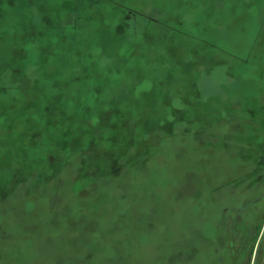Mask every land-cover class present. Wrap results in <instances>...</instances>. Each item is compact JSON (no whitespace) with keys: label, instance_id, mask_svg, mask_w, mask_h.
I'll use <instances>...</instances> for the list:
<instances>
[{"label":"rangeland","instance_id":"rangeland-1","mask_svg":"<svg viewBox=\"0 0 264 264\" xmlns=\"http://www.w3.org/2000/svg\"><path fill=\"white\" fill-rule=\"evenodd\" d=\"M22 1L0 0V11L5 6L11 13L13 5H21ZM58 1L62 0H43L51 5L50 10ZM211 1H215V7L206 12L196 9L201 0H190L189 6L183 1L186 7L180 10L178 1L172 3L171 24L150 25L142 31V37L137 35L134 40L127 36H133L130 28L137 21L120 17L121 11L110 4H96L92 13L101 18L95 16L94 22L79 20L81 29L70 45L69 55L66 43L55 37L49 41L38 38L36 44L32 37L38 33L34 32L27 37L17 35L14 43L0 37V102L9 95L5 87L8 81L17 80L20 91L25 92L20 101L0 104V111L7 115L0 122V136H25L34 126L29 132L35 137L33 141L46 138L41 152L30 159L31 175L28 168L19 172L15 169L9 179L8 171L0 167V264H264V169L258 173L259 179L251 174L242 177L253 167L245 159L234 160L226 151L236 141L235 135L227 137L229 131L236 124L239 128L244 120L240 109L249 100L255 103L264 87V35L258 36L261 27L264 31V0ZM63 2L72 4V0ZM124 3L121 7L125 10L140 11L146 6L156 15L167 11L161 0ZM104 7L106 20L100 12ZM245 11L248 15L241 18ZM69 14L64 13L68 21L72 17ZM37 17L31 16V22L35 23ZM217 18L222 21L218 23ZM218 24L222 29L216 34ZM228 24L233 25L230 30L225 27ZM170 25L185 34L162 33L163 27ZM204 38L218 46V54L213 52L211 57L210 52L207 56L195 52L192 42L201 43ZM56 42L62 44H57V49L65 56L58 55V51L47 53L40 63L38 44H50L47 49L55 50ZM27 51L33 64L49 68L42 70V82L66 81L78 57L88 63L90 55L96 60L86 69L94 77L91 85L81 72L83 81L73 80L63 91L66 97L78 96L81 105L69 109L76 114L73 125L57 132L52 140L44 133L45 124L32 119L28 126L20 117L24 108H34L37 101L43 103L49 91L37 84L39 78L29 67L19 76L8 69L16 59L26 58ZM162 55L166 61L192 62L198 90L163 76L161 87L169 83L172 93L152 88L149 98H138L148 92L152 73L164 62ZM108 69L112 74L119 71L123 86H140L136 96L131 92L133 103L127 105L130 114L116 107L117 103L125 104L124 100L110 97L103 110L95 113L93 104L97 99L88 100L81 94L86 88L103 94L109 76L112 78L110 73L104 75ZM136 97L142 103L134 102ZM49 101H45L47 108L53 105ZM156 105H160L159 110ZM98 113H103V119ZM133 122L138 125L135 131L131 130ZM100 131L106 132L115 146L93 153L88 161H80L78 153L69 158L84 138ZM74 134L77 139L68 148ZM130 144V151L139 156L141 163L119 168L121 154ZM113 165L116 169L108 172ZM96 212L99 217L91 218ZM131 215L135 222L138 220L137 224L132 221L133 230L129 225ZM88 216L97 220L95 234L83 228L87 221L82 220ZM250 221L256 226L254 243L248 241Z\"/></svg>","mask_w":264,"mask_h":264},{"label":"trees","instance_id":"trees-1","mask_svg":"<svg viewBox=\"0 0 264 264\" xmlns=\"http://www.w3.org/2000/svg\"><path fill=\"white\" fill-rule=\"evenodd\" d=\"M201 1H202L201 4L199 2L198 4H200V5L196 9H200V10H203L204 12H206V10L209 7L210 8L215 7V1L214 2L211 0L210 1L209 0H201ZM59 2H63V0L58 1L56 3L54 2L52 5V10H50L51 5H49L46 7V9L42 10L40 12V14L35 12V11H33L31 13V16L36 17V15H38L40 17L39 20H36V18H35V23H32L31 32L38 33L32 37V40L34 41V44H36L39 40L38 38L45 37L46 41H49L50 37H55L57 41H60L62 43L63 42L66 43V45L68 46L67 54L69 55L70 45L75 43V40L77 38L75 36V35H77L76 34L77 30L81 29V25H80L79 20L82 19L85 21L94 22L95 16H98V18H101V15H99L98 13H92L91 11H84L82 8H79L76 12V10L73 9L72 4L67 5L65 2H63V5L60 6L61 3H59ZM119 2H118V0H110L109 2L106 1V4H108V5L110 4V6L114 7L115 9L120 10L121 11L120 14H122V15H120V17H122L123 16V12H122L123 9L121 7L122 5H120ZM106 4H104L105 7L107 6ZM105 7L100 10V12L103 11L102 14L106 15L103 18L104 20H106L108 17V15L106 13L107 10ZM112 7H110V8L112 9ZM66 12H69L70 13L69 15L72 16L70 21H68L64 17V13H66ZM246 15H248V12L245 11L242 14L241 18H245ZM125 20H127V19H125ZM216 20L218 21V23L222 21V19L219 20L218 18ZM101 23L103 24V22L100 21V24ZM135 23H137V22H135ZM127 24L131 25V22H128ZM120 25L122 26L124 24L120 23ZM150 25H153V23H149V24L137 23L136 25L134 24L133 27L130 28L134 32V34H133V36H127L128 39L134 40L137 37V35H140L142 37V31L147 29ZM221 27H222L221 25L218 26L216 34L220 33V31L218 29H222ZM225 27L227 30H230L231 27H233V25L228 24ZM23 28H24V25H21V24L16 25L17 34L13 37L11 35L13 25L9 24V22L0 21V37L4 38L5 40H7V39L11 40V42H13L17 35H23V31H24ZM169 32H171V33L175 32V33L179 34L180 36L185 34L184 32H182L176 28L174 29L171 25L169 26V28L163 27L162 33L168 34ZM263 35H264V31H263V27H261L258 36L261 37ZM161 36H163V34ZM187 36L190 37L189 34H187ZM208 40L209 39L204 38L201 40L202 41L201 43L192 42V44L194 43L195 47L197 48V49H195L196 51L195 50L194 51L196 53L198 52V54H200V55L205 54V56H207V54L210 52L211 57H212L213 52L218 54L219 53L218 52L219 50L217 49L218 46L216 48V46L213 45L212 42H210ZM57 44L59 46L62 45L61 43L59 44L58 42H56L55 50L54 49L53 50L47 49V46H51L50 44H47L43 47L40 46L41 44H38L39 52H40V55L42 56V58H40V60H39L40 63H43V60L45 61L44 58H45V56H47V53L53 54V52H56V54H57V51H58V55L65 56V55H62L63 53L61 52L60 49H57ZM31 45H33V44H31ZM176 45L180 46L179 44H176ZM183 45L185 46V44H183ZM220 50H222V49L220 48ZM24 56L26 58L16 59L15 64H8V66H9L8 69H11L14 76H19L21 73H23V74L26 73L27 67H29L28 68L29 71L32 72V74L35 77L39 78L37 81V84L40 83V86L48 88L49 91L46 93L44 101L42 99L43 103L37 101L34 104L35 105L34 108L33 107L24 108V111L22 112V114H20L21 120L23 121V123L28 124V126H30L29 123L32 119H34L37 122V124H39V125L45 124L44 133L48 134L47 138L49 140H52V137H55L57 132H59L61 130H66L69 127H71V125H73V119H75L76 114H75V112H73L69 109H71V107H73L77 104L81 105L80 100H78V98H79L78 96H77V98L74 95L72 97H66V94H64L63 91H65L66 86L72 84L71 81H73V80L83 81L82 76H80L81 72H83L84 77L87 80L85 82H88L89 85H91L92 81L94 80V77H93V74L88 72L86 69H87V67L90 66L89 65L90 63L95 62L96 60H93V57H91V55H90L89 58L91 60H89L90 63H88V62H85L84 57H78L79 59L75 65V68L73 70V74H71V76L66 81L51 80L50 82H48V81L42 82V77H44V74H43L44 72L42 73V70L46 69L47 71H49L48 66H45L43 68V65H40L39 63L38 64L40 66H38L37 64H33L31 62L30 58L28 57L29 56L28 51L26 54L24 53ZM162 56L164 57V62L157 65L156 69L152 73L151 85L147 89L148 92H146V94H143V97H138V98H143V100H144V97L149 98L151 96L150 91L152 90V88L153 89L161 88V90L163 89L164 91H166L165 93H170L172 90V87L170 86L169 83H166V87H161L162 86L161 79L163 78V76L166 79L174 80L173 82L178 81V83L183 82L185 85H188V86L192 85V88H194L196 91L198 90V86H196V83H194L195 81L193 80V76H195V72H194V70L192 71V67H193L192 62H190L189 60L185 61L183 59H182V61L181 60L174 61V60H171L170 58H167L168 60L166 61L165 55H162ZM205 56H203V57H205ZM178 58H180V57H178ZM205 58H208V57H205ZM26 59H27V61H26ZM23 61H25V63H23ZM100 61H102V60L100 59ZM100 61L97 63L98 66L101 64ZM109 65L111 66V64H109ZM30 67L32 68V70ZM40 67H41V69H40ZM101 67H105V64L102 65ZM173 68L175 69L174 72H173ZM178 68H180V69H178ZM176 70L179 72H176ZM106 72L107 73H105L104 75L105 76L107 75V77H108L110 74H112V69L109 71H106ZM117 72L118 73L112 74V78H111V75L109 76L110 83L108 84V86L106 85V88L103 91V94L99 95L98 92L93 90V89H88V88H86V90L83 89L81 94L83 96L87 97L88 100H90V98H96L97 99V103L95 102V104H93V107H94L93 110L95 113H97L99 110H103V106L108 104L107 98L110 97L111 99L116 98L117 100H124L123 102H125V104L120 105L119 103H117L116 107H118V109L124 110L123 112L125 114H130V112L128 113L127 111L130 110L131 107H128L127 105H130L133 103V97L131 95L135 94V96H136V93L139 91L140 86L139 85L138 86L133 85L132 87L130 86L129 88L123 86L122 85L123 80L120 81L121 80L120 73H119V71H117ZM192 72H194L193 76H192ZM108 73H110V74H108ZM101 75H103V74H101ZM140 77L141 76H138L135 78L137 79ZM16 81L17 80H12V81H8L6 83V86H5L6 92H8L9 95L3 99V102H5V103L11 102V101L15 102V101H20V98L24 99L25 92L20 91V88L18 87V82H16ZM106 81H108V80H106ZM54 82H56L57 84L53 85ZM85 82H83L82 84H84ZM59 87H60V90H59ZM91 88H93V87H91ZM74 91H75V89H74ZM125 91H127V94H126V96L123 97V94ZM131 92H133V94H131ZM172 92H173V90H172ZM47 99L52 100V102L49 101V104L53 103V105L51 107H48V108H47V103L45 104V101ZM135 99L136 100L134 102H138V104H140L141 101L140 102L137 101V97ZM255 99H256V101H258L260 103L258 104V103H256V101H255V103H251L249 100L247 105L244 107L242 106V108L240 109L241 112H243V114H244L243 116H240V117L244 118V120L242 119L239 122V125H240L239 128L237 126L238 124H236L235 129L233 128V130L229 131V135L227 137H232L233 135H235L234 138H236V141L233 144V146H230L229 147L230 149H227L226 151L231 152L230 154L234 160L240 161V160L245 159V161L248 162V166L253 167V170L251 173H247L244 175L242 174V177L247 176V178H249L250 174H251L253 177L259 179V177L261 175L258 176L259 175L258 173L260 172V170L264 169V168H262V167H264V166H262V163L264 162L263 161V158H264V149L263 148L264 147L263 148L258 147V148H256L255 152H250L249 146L251 144H254V143L257 145L259 142H260V146H261V144H264V87ZM3 102H0V104H2ZM133 105H137V103L136 104L134 103ZM159 106L156 105V108L158 110H159V108H158ZM133 108L136 109V106H134ZM228 110L230 112H232V110H230V109H228ZM134 111L135 110H132V112H134ZM232 113L236 114L237 112H235V110H233ZM98 114H101L102 119H103V113H98ZM134 114L135 113H132L131 115H133L132 119H134V121H135L136 116H134ZM4 115L7 116L6 114L3 113V111H0V122H3L4 117H5ZM231 116L233 117V114ZM132 127L133 128H131V130L135 131L136 128L138 127V125L135 122H133ZM32 128H34V126L31 128H28V129H30V131H33ZM30 131L28 130V133L25 136L23 134H19V133L15 134L11 137L5 136V138H3V137L1 138V136H0V167H2L3 169H6V171H8L9 174H6V175H9V179L11 178L10 176L12 174H14L15 169H17L16 171L19 172V171H23L26 168H28V170H30L28 175L29 174L31 175V171L33 172V169H31L32 167L30 165V159L33 158L35 156V154L41 150L40 146L42 145V143L44 142V140L46 138L42 137L43 139H41V137H40V138H36V141H33V139H35V137L32 136V133H29ZM104 131H106V130H104ZM104 131L97 132V134H96V132H94L93 134H96V135H93V136L88 137V138H84L83 142L81 141L82 144L80 143V146H78L79 148L75 149V152L73 150V153H71L69 158L77 155V153H78L79 157L81 158L80 161H82V160L88 161V159L90 160V157H92L93 153H95L97 151L105 150L109 146H110V148L115 146V144H113V142H111L112 144L110 143V141H109L110 139L108 138L109 136ZM168 135H169V133L165 135V138L168 137ZM76 136L77 135L74 134L73 136L70 137V140L72 143H70V141H69L68 148H70L71 145H73L75 138L77 139ZM62 140H63V138H62ZM131 148H133V146H131V144H130L126 148L125 152H123L121 154L119 165H117V166H119V168L125 167V166L135 165L134 163H137V164L141 163V159L139 158V156H137V154H134L130 151ZM236 149H238V151H236ZM69 152H70V150H68V153ZM113 166H114V168H111L113 170L110 169V170H108V172L114 171V169H116L117 166H115V165H113ZM87 168L90 170L91 166L90 167L87 166ZM12 171H13V173H12ZM59 172H61V170ZM92 176H93V174H92ZM92 176H90V177H92ZM90 177H89V181L92 180ZM242 177H241V179H242ZM38 180H40V175H38ZM255 184H256V180H255ZM228 185H232V182H229Z\"/></svg>","mask_w":264,"mask_h":264},{"label":"flooded vegetation","instance_id":"flooded-vegetation-1","mask_svg":"<svg viewBox=\"0 0 264 264\" xmlns=\"http://www.w3.org/2000/svg\"><path fill=\"white\" fill-rule=\"evenodd\" d=\"M106 1L109 2V0H105V1H102V0L101 1L100 0H72V6H73V9L76 10V12H77V10L79 8H82L84 11L93 12L94 6L96 4H100V6H101L102 4H106ZM124 1L125 0H122V1L120 0L119 4L123 5L125 7ZM183 1L188 2V6H189L190 0H161V2H163V3H165L167 5V7H165V8H167V11L163 10L164 11L163 14L157 13V15L155 14L156 12H154V10H151L149 7L145 8L146 6H142L144 8H142L140 11L128 8L126 6V8H128L127 10L122 8L124 10V11L122 10L123 17H124V19H127V20L132 18L133 20L137 21V23H144V24H149V23L155 24V23H157V24H159V23L163 22V23H166V24H171L170 19L172 17L169 16V15L174 13V9H172L173 7L170 6V5L172 3H174V2L175 3L177 2L178 3V10H180L181 8L186 7V2L184 4L181 3ZM59 3H61L60 6L63 5V2H59ZM46 6L47 5L44 4L43 0H40L39 2L37 0H24V1H22L21 5H18V4L13 5V10H11V13L7 12V10H6L5 6H4V10H2V12L0 11V21L9 22V24L13 25V29H12V32H11V35L13 37L17 34L16 25H20V24L24 25L23 36L27 37V35L32 33L31 32V28H32L31 13L33 11H35V12L40 14V12L42 10L46 9ZM175 7H176V5H175ZM8 15H10V17H8ZM22 15L23 16H27L28 19L24 20L22 18ZM36 20H39V18H36ZM263 145L264 144H261V146H260V142L257 145L255 143L251 144L249 146V148H250L249 151L250 152H255L256 148H258V147L259 148L260 147L263 148ZM243 162L244 161H242L241 163H243ZM233 169H234V166H233ZM140 195H141L140 192H137V199H138L139 204H141L140 201L142 200L139 197ZM91 215H93L91 218H98L99 217L97 212L95 214H91ZM84 216H85V214H84ZM90 216H88L87 218H84L82 220V221H87L86 226H83V228L86 229V227H88L87 231H89L92 234H95V228L96 227L98 228V226L95 225V224H97V222H96L97 220L96 219L93 220V219L89 218ZM122 216L126 217V215H123V214H122ZM130 220H129V225H130V227L132 229V227L134 226L132 221L135 222L133 220V215H131ZM137 222H138V220H136L135 223L137 224ZM139 223H140V221H139ZM247 227L250 228V231L247 232L248 233V237H249L248 241L254 243L256 241L257 234L256 233L252 234V233H254L256 231V226H255L254 222L252 223L250 221L247 224ZM258 233H259V231H258Z\"/></svg>","mask_w":264,"mask_h":264}]
</instances>
